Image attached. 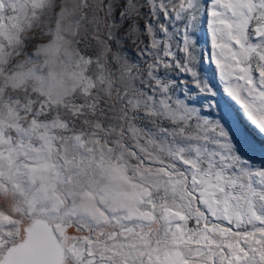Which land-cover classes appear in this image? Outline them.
<instances>
[{
	"label": "snow or ice",
	"instance_id": "1",
	"mask_svg": "<svg viewBox=\"0 0 264 264\" xmlns=\"http://www.w3.org/2000/svg\"><path fill=\"white\" fill-rule=\"evenodd\" d=\"M0 264H264V0H0Z\"/></svg>",
	"mask_w": 264,
	"mask_h": 264
}]
</instances>
